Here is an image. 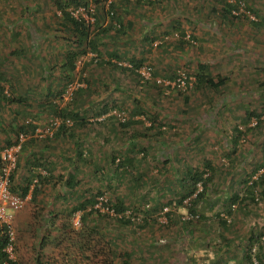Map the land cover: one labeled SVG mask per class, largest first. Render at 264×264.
I'll return each mask as SVG.
<instances>
[{
    "label": "rangeland",
    "instance_id": "374dc122",
    "mask_svg": "<svg viewBox=\"0 0 264 264\" xmlns=\"http://www.w3.org/2000/svg\"><path fill=\"white\" fill-rule=\"evenodd\" d=\"M94 1L91 9L76 14L91 35L96 34L98 53L87 45L75 70L67 74L60 65L65 51L75 49V44L59 29L61 19L54 16L52 0H0V66L12 79L13 97L25 98L13 104L0 100V146L8 137L14 140L16 134L10 129L26 121L45 129L51 119L59 118L54 108L69 106L85 119L68 137L37 139L46 143L49 150L44 157L55 167L51 174L47 171L50 178L43 180L35 199L34 186L25 197L20 195L24 204L9 222V257L17 264H120L126 249H155L159 248L155 238L160 243L177 236L189 240L187 233H192L213 239L206 242L211 247L234 235L238 264L248 248L251 258L258 261L261 256L264 264V166L257 167L264 161V0H242L255 14L254 21L222 16L219 0H102L97 5ZM110 1L118 7L125 33L119 32L117 22L111 23ZM127 21L133 26L126 27ZM112 52L119 60L108 56ZM132 57L142 61L140 69L149 68L154 80L164 79L165 84L172 74L184 73L186 88H167L164 82L156 86L150 83L153 75L142 83L143 76L121 69ZM199 63L209 67L210 75L224 77L225 84L218 89L197 87L194 76ZM82 88L87 91L70 106L71 97ZM5 94L12 96L7 83ZM135 100L158 113L157 120L152 123L145 114H136V122L121 126L122 118L125 122L132 116ZM104 105L111 106L110 111L97 114ZM249 112L259 117L248 119ZM235 135H239L237 150L229 155ZM78 151L91 163L76 158ZM114 155L116 159L128 155L133 163L123 162L116 169ZM204 158L213 164L211 184L217 188H209L197 205L199 216L187 222L190 199L176 205L168 201H176L174 189L180 191L178 174L189 167L202 169ZM27 173H17L21 185ZM69 174L75 177L72 188L66 182ZM253 182H257V203L240 202L239 208L232 204L231 215L220 210L230 205H222V199L235 192L244 196ZM97 193L108 203L120 199L138 209L135 221L122 225L112 216L104 220L72 210L80 198ZM207 201L217 203L214 211ZM215 210L230 225L221 228L219 217H213ZM164 211L173 221L167 227ZM76 214L79 224L74 223ZM217 230L226 236L218 237ZM149 239L151 245H145ZM193 259L194 264H209L201 255ZM137 260L147 264L145 259ZM243 264L248 263L243 260Z\"/></svg>",
    "mask_w": 264,
    "mask_h": 264
},
{
    "label": "trees",
    "instance_id": "16d2710c",
    "mask_svg": "<svg viewBox=\"0 0 264 264\" xmlns=\"http://www.w3.org/2000/svg\"><path fill=\"white\" fill-rule=\"evenodd\" d=\"M48 1V0H47ZM93 1V0H91ZM90 1V2H91ZM131 1V0H130ZM221 1L222 7L221 9V15L228 17V18H232V19H247V17L245 15H240L238 17L232 16L230 14V10L237 7L238 4L235 3H231L228 2L227 0H219ZM240 0H238L239 2ZM53 4H54V16L58 17L61 19V21L59 22V29L64 31V35L66 34V37H70V41H73L72 43L75 44V49H71L70 51H65L64 56H63V60L61 62L60 67H62V69L64 70L65 73H70L73 72L75 70V64H76V60L78 59V57L84 52L85 47L88 45L91 47L92 50H94L95 52L98 53L97 51V47L99 45L98 41H97V36L96 34L91 35V30L90 27L86 24L85 20L82 17H78L73 15V11L70 10L69 8H77L79 6H83L86 10L90 9V2H88V0H52ZM97 4L102 3V0H95L94 1ZM136 3H140V2H146L145 0H135ZM150 2V1H147ZM247 8H249L246 5ZM109 10V11H108ZM107 12L110 14V19H111V23L113 22H117V24L120 26L119 27V32L122 31L125 33V26H123V23L120 20V17L117 13L118 7L116 5L115 2L110 1L109 2V8H108ZM57 11L60 12V15H57ZM110 23V24H111ZM258 25H260V23H256ZM133 26V22L131 21H127V26L126 27H131ZM58 29V30H59ZM106 29H100L101 32H103ZM57 31L55 30L54 33H56ZM53 34V32H52ZM189 36V35H188ZM186 40L188 41V38H186ZM182 41V40H181ZM183 42V41H182ZM108 56L110 58H115L116 60H119V56L117 55V53L112 52L109 53ZM129 63H130V67H123L121 69L124 70H128L132 73H134V75L140 77L139 73L137 72V69H139L142 65V61L132 57L129 59ZM115 66H119L118 64H115ZM65 73L61 74V77L65 76ZM153 77L150 81V83H153L154 85L158 86L159 84H157L154 80V77L156 76L155 73H152ZM195 82H196V86L197 87H209L212 89H218L219 87L223 86L225 84V78L221 77L220 75H215L212 76L210 75L209 72V67L205 64V63H199L197 65V72H195ZM176 78L177 75L176 74H172L171 77H169V79H167L168 81H175V85L171 86V85H164L167 88H173L176 90L180 89L176 86ZM12 79L10 78V76L1 69L0 66V100L4 101L6 100L8 103L13 104V103H18V102H24L25 98H16L13 97V95H16L15 93V87L12 84ZM147 82L148 81H143L142 83ZM8 84V87L10 89V94L12 95L11 97L6 96L5 94V84ZM186 83H188V80L186 79ZM163 85V84H162ZM87 91V89L82 88L79 89V92H76L74 94V96L71 97L70 100V106L74 105L77 103L78 99H79V95L81 93H85ZM184 100H187V97L184 98ZM135 105L134 108L132 110V116L130 117V119L128 118L125 122L124 120L122 121L121 126H127V125H131L134 122H136L134 118V115L136 114H145L147 118H151L152 119V123L155 122L158 118V113H152L151 111H149L148 109H146L145 105L142 104V102L140 100H135L134 101ZM111 109V106L109 105H104L101 109H99L97 111V114L99 115H103L107 112H109ZM54 113L57 114V117H59L61 119V124L57 127L56 130H53L52 135H49L48 137H60V136H70L71 134H73V127L76 126V124H82L85 119L82 116V114L78 113L77 111H74L73 109L69 108V106L64 107L63 109H60L59 111H56V109H53ZM252 115H256L257 117H259L258 114L254 113V112H249L246 113V117L248 119L251 118ZM83 117V118H82ZM67 120H69L71 123H67ZM259 120V118H258ZM161 123H159L160 125ZM72 126V127H71ZM162 127V125H160ZM37 128V124L34 123L33 121H26L25 123L20 124L17 128L15 129H10L13 133L16 134V138L18 137L19 134L23 133L24 135H26L27 137L30 136L26 142L23 143L20 154L18 156L17 159V165L16 168L14 169V171L12 172V174L10 175V191L13 194L16 195H21L23 197H25L29 191H30V186L33 184V179L36 178L37 181L35 182V184H33V188L31 189V194H32V198L35 199V197L37 196V194L39 193V191H41V185L43 183V180L45 182V180H49L50 176L49 173L51 174L54 166H55V162L53 160L49 161L48 166H46V164L44 163V160L42 158L39 157H32V164L34 167L36 168H44L46 171H48L49 173H47L46 175H41V174H37L34 172H31V175L28 176V178L24 179V185H21L22 182L19 180L18 176H17V168L19 167V158L21 156V154L23 153V148L24 145L26 143H32L33 140L34 142L38 140H43V138H37L36 135L34 134L35 129ZM28 129L31 131H28ZM237 132L240 134L241 132L236 129ZM30 132V133H28ZM47 137V138H48ZM9 138V137H8ZM6 140V144L3 146H0V150L2 148H4L5 146L11 145L15 142L14 140L8 139ZM238 140H239V135H235L233 137V141H232V145H231V149L229 150V155H231L232 153L234 154L237 150V146H238ZM27 145V144H26ZM129 155V154H128ZM124 156L123 158L119 159L114 155L112 157V162L116 161V169L119 168V166L124 162H126L127 164H132L133 163V159L129 156ZM78 159H81L83 162L90 164L91 160L90 159H86L85 157H83V154L81 151L77 152V157ZM116 159V160H115ZM120 161V162H119ZM119 162V163H118ZM203 163V168L199 169L197 167H189L187 168L185 171H183V173H179L177 176V183L178 184V188H180V191L175 190V194H176V201H168V203L170 204H182L183 200L190 197V205L188 207V212L193 216V217H198L199 215L197 214L198 210H197V205L198 203L205 198V194L209 191V188L212 187V189H216L217 186L216 185H212L211 183L213 182V178H214V167L212 162L210 161V159L204 158L202 160ZM264 166V161L261 162V164H259L257 167H263ZM50 168V169H48ZM264 177V174L262 175ZM74 175L69 174L68 178L66 179V182L68 184L69 187H73L74 186ZM250 178V177H248ZM16 179V182H15ZM247 180H244V185L246 184ZM262 181V179H261ZM248 184V182H247ZM250 184V183H249ZM253 184V186H248V188L246 189V193L243 195H239V193H232L231 195H227L226 200L222 199L223 201H225L222 205H226L230 203V205L228 206V208L223 209L222 206H220V210H224L225 212H227L228 214H232V204H238V208L240 207L239 203H244L247 202L249 200L254 201L255 203H257V198H255L254 194H255V186H257V182H253L251 183ZM201 185V189H198V186ZM211 185V186H210ZM264 185V184H263ZM216 186V187H215ZM182 189V190H181ZM195 194V195H194ZM99 195V193H97V195H90L88 197H82L80 198L77 203L73 206L72 210L76 211V210H84L83 214H94L97 215L95 218H101V219H108V218H112L114 216L111 217V215H109L108 213H100L98 212L96 209L93 208V205L95 204V202L97 201V196ZM194 195V196H193ZM228 199V200H227ZM228 201V203L226 202ZM110 205V207L114 210V212L116 214H120V213H124L125 211H129L130 214L128 216H115L114 218H116L115 220L119 221L122 223V225H129L132 224L136 217V212L138 209H133L130 208L127 203L124 200H120V199H115L114 201L108 203ZM175 204V205H176ZM217 204V203H216ZM216 204H212L210 207H215ZM224 205V206H225ZM155 207H158L157 204H154ZM91 207V209H89ZM158 207V208H162ZM215 208H213L214 211ZM152 210V209H151ZM220 210H215V213H213V217L217 216V218L220 216ZM18 211V210H16ZM15 211V212H16ZM14 212V213H15ZM164 214L166 215V219H167V224H165L164 226L167 227L169 224H171L173 221L170 218L171 213H169V211H164ZM219 224L225 228V226L230 225V222H227L226 219H223L220 217L218 218ZM144 225L147 224V219L144 218ZM187 222H191V220H188ZM94 225H96V223H94ZM114 230V229H112ZM44 239L41 240V242H43ZM249 243L253 242V237L249 238ZM41 242L39 243V246H41ZM11 243L10 240V233H9V226L5 223H1L0 222V264H17L15 260L11 259L9 257V253L6 251L7 246ZM251 245V244H250ZM249 246V245H248ZM261 247L263 248V245H261ZM250 248L247 249V251L244 252V258L243 260L245 262H247L248 264H252V258H251V253L249 251ZM129 249L123 251V260L121 264H131L130 261L133 260L132 255H130L129 253ZM262 257L257 256V259L259 261V263H262ZM37 262L40 261V256L38 255Z\"/></svg>",
    "mask_w": 264,
    "mask_h": 264
},
{
    "label": "crops",
    "instance_id": "0c3cea01",
    "mask_svg": "<svg viewBox=\"0 0 264 264\" xmlns=\"http://www.w3.org/2000/svg\"><path fill=\"white\" fill-rule=\"evenodd\" d=\"M219 12V11H218ZM233 20L232 18H230ZM226 23L227 25L229 24ZM40 143V144H39ZM37 143L33 142L26 143L24 145V150L23 153L21 154L19 158V167L17 168L18 173L23 174L25 173V170L28 172L27 175H31V172H34L35 169L31 170V165L32 164V157H34V154H37V157L42 158L45 162L51 161L48 160L49 158L44 157V152H47L48 148H44L46 143ZM49 150V149H48ZM53 159V158H52ZM46 164V163H45ZM47 166L49 164H46ZM55 167V166H54ZM50 169V168H48ZM36 173V171H35ZM52 173V172H51ZM212 204H215L212 201H207L206 204L209 206V208L213 209L211 206ZM226 227V226H225ZM221 228H224L221 226ZM192 235V233H187V238L185 239L182 236H177L173 238H166L164 241L168 243L167 246H164L163 244L165 243H160L161 239L157 241L158 239L155 238L157 245L159 248L155 249H150L148 248L147 250H134V251H129L130 255H132V258L134 259L130 261L131 264H138L140 263L137 258H142L145 259L144 261L147 264H194V259L196 256L201 255L203 258L209 262V264H238V240L234 237V235L227 236L223 240H221L222 244H220V240L217 239V242L220 244L218 246H213L211 247L209 244H206V242L213 240L211 238H204L201 235ZM217 236H226V234L222 233V230H217ZM201 238V239H199ZM151 239L148 240V242H145V245H151L150 244ZM210 243V242H209ZM205 244V245H203ZM179 259L175 260L173 257H177ZM170 257V258H169ZM241 259L239 260V264H243V256L240 257ZM136 259V260H135ZM143 262V260H142ZM165 262V263H164ZM122 262H120L121 264Z\"/></svg>",
    "mask_w": 264,
    "mask_h": 264
},
{
    "label": "built area",
    "instance_id": "2783aa9c",
    "mask_svg": "<svg viewBox=\"0 0 264 264\" xmlns=\"http://www.w3.org/2000/svg\"><path fill=\"white\" fill-rule=\"evenodd\" d=\"M227 1L231 3L236 2L238 4L237 7L230 10V14L232 16L238 17L243 14L250 20L253 21L256 20L255 14L246 7V4L242 0H240L239 2L238 0H227ZM83 10H85V8L83 6H79L72 13L73 15L77 16L76 12ZM126 66L130 67L131 65L130 63H128ZM143 70L139 68L137 69V72L139 73V75L141 74L140 77L143 76L142 81H148L151 78L150 76L152 75V73L150 72L149 68H146V71ZM155 82L157 84H163L164 82V85H168L170 83H173V86L175 85V81H168L165 84L164 79H159V78H155ZM176 86L180 87L181 89L186 88V76L184 73L177 74ZM122 119L124 120V118ZM67 123L70 124L71 122L67 120ZM60 124H61V119L53 118L50 120L49 125L45 129L39 130L36 128L34 134L36 135L37 138H43L45 137V135H52L53 130H56ZM26 138L27 136L21 133L15 139V142L13 144L5 146L0 150V222L5 223L8 226L10 220L12 219L13 213L24 204V198L20 197L19 195L13 194L10 191V175L16 168L17 159ZM35 171L37 174H41V175L47 174V171L41 167L36 168ZM36 181L37 179L34 178L33 184H35ZM33 184L31 185V188L33 187ZM188 198L190 199V197ZM93 208L100 213H108L109 215L114 217L123 216V215L128 216L130 214L129 211L116 214L108 204L107 199L106 197H104V195L97 197V201L93 205ZM89 209H91V207ZM165 210H167V208ZM186 218L190 220L193 218V216L189 214V216ZM79 221H80V215L76 214L74 218V223L79 224ZM9 233H10V240H12V236H11L12 232L10 230ZM11 247L12 245L10 243L6 248V251L8 252L11 249ZM257 262L258 261L256 260V258L252 256V264H257Z\"/></svg>",
    "mask_w": 264,
    "mask_h": 264
}]
</instances>
